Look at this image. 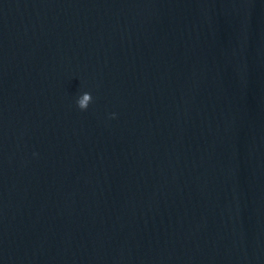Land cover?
<instances>
[{
    "label": "water",
    "instance_id": "water-1",
    "mask_svg": "<svg viewBox=\"0 0 264 264\" xmlns=\"http://www.w3.org/2000/svg\"><path fill=\"white\" fill-rule=\"evenodd\" d=\"M0 264H264L244 0H0Z\"/></svg>",
    "mask_w": 264,
    "mask_h": 264
},
{
    "label": "clouds",
    "instance_id": "clouds-1",
    "mask_svg": "<svg viewBox=\"0 0 264 264\" xmlns=\"http://www.w3.org/2000/svg\"><path fill=\"white\" fill-rule=\"evenodd\" d=\"M93 97L91 93L85 92L82 95L79 96L77 99V106L81 111H86L89 108V105L92 103ZM117 116L116 113H112L110 118L115 119ZM34 155H38L34 153Z\"/></svg>",
    "mask_w": 264,
    "mask_h": 264
}]
</instances>
